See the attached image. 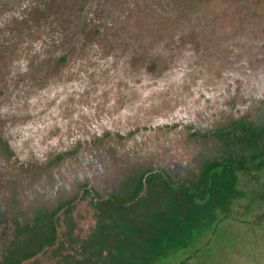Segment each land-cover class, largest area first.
Wrapping results in <instances>:
<instances>
[{"label": "rangeland", "instance_id": "374dc122", "mask_svg": "<svg viewBox=\"0 0 264 264\" xmlns=\"http://www.w3.org/2000/svg\"><path fill=\"white\" fill-rule=\"evenodd\" d=\"M187 259L264 264V0H0V264Z\"/></svg>", "mask_w": 264, "mask_h": 264}, {"label": "flooded vegetation", "instance_id": "af4514ba", "mask_svg": "<svg viewBox=\"0 0 264 264\" xmlns=\"http://www.w3.org/2000/svg\"><path fill=\"white\" fill-rule=\"evenodd\" d=\"M6 223H8V220H6ZM8 232H9V229L7 230V228H6L4 234H6V233H8ZM5 236H7V234H6ZM5 244H6V242H5ZM11 244H12L11 249H12L13 246H14V251H12V250L10 249V252H13V253L18 252L19 249H18V247L16 246V245H17V241L15 240V241L11 242Z\"/></svg>", "mask_w": 264, "mask_h": 264}, {"label": "trees", "instance_id": "16d2710c", "mask_svg": "<svg viewBox=\"0 0 264 264\" xmlns=\"http://www.w3.org/2000/svg\"><path fill=\"white\" fill-rule=\"evenodd\" d=\"M16 241H18V240H16ZM19 242V241H18ZM17 246L18 247H21V245L19 244V243H17ZM18 249H20V248H18ZM179 264H192L190 261H189V259H187V260H185V261H182L181 263H179Z\"/></svg>", "mask_w": 264, "mask_h": 264}]
</instances>
